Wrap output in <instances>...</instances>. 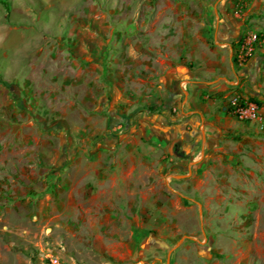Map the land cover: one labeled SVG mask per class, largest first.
<instances>
[{
	"label": "rangeland",
	"instance_id": "374dc122",
	"mask_svg": "<svg viewBox=\"0 0 264 264\" xmlns=\"http://www.w3.org/2000/svg\"><path fill=\"white\" fill-rule=\"evenodd\" d=\"M234 95L264 111V0H1L0 264H264Z\"/></svg>",
	"mask_w": 264,
	"mask_h": 264
},
{
	"label": "built area",
	"instance_id": "2783aa9c",
	"mask_svg": "<svg viewBox=\"0 0 264 264\" xmlns=\"http://www.w3.org/2000/svg\"><path fill=\"white\" fill-rule=\"evenodd\" d=\"M262 43L261 35L255 31L244 30L237 38L236 60L243 66L252 58L258 46ZM229 108L237 119L250 124H259L264 120V111L257 101L234 95L229 102Z\"/></svg>",
	"mask_w": 264,
	"mask_h": 264
},
{
	"label": "crops",
	"instance_id": "0c3cea01",
	"mask_svg": "<svg viewBox=\"0 0 264 264\" xmlns=\"http://www.w3.org/2000/svg\"><path fill=\"white\" fill-rule=\"evenodd\" d=\"M220 29H222L221 32H220V34H223V32L226 30V27H225L224 24L220 23V21L218 19L217 26H216V35H217L218 30H220ZM229 42H230V40L227 41V42H224V43L222 42L220 44V46L222 45V46H225V47H229L230 50H232ZM221 81H225L226 83H229L228 80H225V79L224 80H221ZM221 81L220 82H217V83H215V82L212 83V85H211L212 89L218 91V88L216 89V87H219ZM199 83H201V82H199ZM220 88L221 89H219V91H224L225 90V87L223 85L220 86ZM194 96H192L191 94H189L188 96H186L185 99H184V101H183L184 106H186V105H192L193 104V105H195L194 107H196L197 109H201L202 108V103L200 101H197ZM175 97H177V94L174 93L173 95H171V99H170L171 103L174 102V100L176 99Z\"/></svg>",
	"mask_w": 264,
	"mask_h": 264
},
{
	"label": "trees",
	"instance_id": "16d2710c",
	"mask_svg": "<svg viewBox=\"0 0 264 264\" xmlns=\"http://www.w3.org/2000/svg\"><path fill=\"white\" fill-rule=\"evenodd\" d=\"M1 1V0H0ZM4 5H5V7L6 8H8V5H7V3L6 2H2ZM250 100H253V99H250ZM253 101H256V100H253ZM258 102V101H257ZM259 103V102H258ZM259 105L261 106V104L259 103Z\"/></svg>",
	"mask_w": 264,
	"mask_h": 264
},
{
	"label": "water",
	"instance_id": "95a60500",
	"mask_svg": "<svg viewBox=\"0 0 264 264\" xmlns=\"http://www.w3.org/2000/svg\"><path fill=\"white\" fill-rule=\"evenodd\" d=\"M182 240H183V239H182ZM182 240H181V241H182Z\"/></svg>",
	"mask_w": 264,
	"mask_h": 264
}]
</instances>
